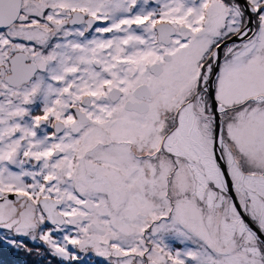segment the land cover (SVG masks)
I'll list each match as a JSON object with an SVG mask.
<instances>
[{"label": "snow or ice", "instance_id": "6c2138e0", "mask_svg": "<svg viewBox=\"0 0 264 264\" xmlns=\"http://www.w3.org/2000/svg\"><path fill=\"white\" fill-rule=\"evenodd\" d=\"M0 264H264V0H0Z\"/></svg>", "mask_w": 264, "mask_h": 264}]
</instances>
